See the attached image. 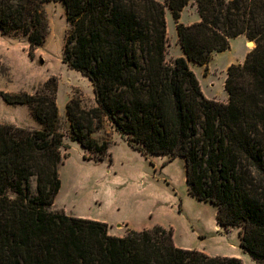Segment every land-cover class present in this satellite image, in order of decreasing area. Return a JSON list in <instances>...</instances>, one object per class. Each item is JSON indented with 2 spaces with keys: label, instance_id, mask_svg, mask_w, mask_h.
<instances>
[{
  "label": "trees",
  "instance_id": "obj_1",
  "mask_svg": "<svg viewBox=\"0 0 264 264\" xmlns=\"http://www.w3.org/2000/svg\"><path fill=\"white\" fill-rule=\"evenodd\" d=\"M47 1L0 0V33L21 34L30 58L49 35ZM55 1L68 24L61 61L90 81L95 98L86 106L73 93L65 103L72 140L93 153L83 158L109 153V141L92 136L105 118L144 157H181L188 194L212 203L216 223L237 227L239 247L264 263V0ZM191 1L200 20L180 23ZM166 8L183 52L171 63ZM239 35L254 47L226 70L227 102L205 97L188 61L207 64ZM0 97L25 105L39 125L0 122V264H242L178 247L172 227L118 236L105 222L52 209L63 137L56 77L32 93L0 90Z\"/></svg>",
  "mask_w": 264,
  "mask_h": 264
},
{
  "label": "rangeland",
  "instance_id": "obj_2",
  "mask_svg": "<svg viewBox=\"0 0 264 264\" xmlns=\"http://www.w3.org/2000/svg\"><path fill=\"white\" fill-rule=\"evenodd\" d=\"M44 8L50 31L45 43L35 50L33 58L28 56V46L21 34L10 33L0 37V90L32 93L50 76L56 77L59 131L63 137L60 147V188L51 208L65 209L69 216L105 222L112 226L110 234L118 236L125 234L128 224L147 227L158 223L173 228L177 246L202 249L215 256L232 254L236 244L235 233L222 230V236H216L215 206L187 193L182 159L176 158L167 163V156L165 159L151 155L144 157L128 146L126 137L116 131L106 118L102 129L92 136L98 141L108 140L109 153L98 162L83 158L84 153L89 156L93 153L85 152L77 141L72 140L65 103L76 93L84 105H92V85L84 75L61 61L64 36L68 29L61 4L49 0ZM167 13L169 30L165 57L171 63V56L179 54L180 50L176 45L177 40H174L175 29L170 13ZM190 20L187 10L183 21ZM221 80L220 76L216 83L219 84ZM0 102L1 123L36 124L25 106ZM110 157L111 165L108 164ZM153 159L157 162L154 168ZM163 162L167 164L160 168ZM247 258L249 262L245 264H264L254 263L250 257Z\"/></svg>",
  "mask_w": 264,
  "mask_h": 264
},
{
  "label": "crops",
  "instance_id": "obj_3",
  "mask_svg": "<svg viewBox=\"0 0 264 264\" xmlns=\"http://www.w3.org/2000/svg\"><path fill=\"white\" fill-rule=\"evenodd\" d=\"M157 1L163 2L164 0H157ZM187 10L189 11V16H191V20L190 21H183L184 13ZM167 11L170 13V11L166 8V10H165L166 35H168V30H169V28H168L169 20H168ZM170 19L172 20V25H173V27L175 29V24H173V18H172L171 13H170ZM199 20H200V17H199V15L197 13V9L195 7V4H194L193 1H191V3H189L188 5L183 7V9L181 10L179 22L187 25V24H191V23H194V22H198ZM1 36H3V35L0 33V37ZM174 40H177L176 30L174 31ZM176 45L178 46V49L180 50V53L177 54V55L171 56V58H170L171 60L170 61H172L176 57L183 56V52H182L178 42H176ZM253 47H254V41L248 40L244 35H239V36L233 37V38H231L229 40V48L228 49H226L224 51H220V52L213 51L211 53L210 59H209L207 64L199 65V64H196V63H194L192 61H188V65H189L190 69L194 72V74L196 75V77H197V79L199 81V84H200V88H201V90H202V92H203L205 97L210 98V99H214V100H217V101H220V102H227L228 94H227V92H226V90L224 88V80H225V76H226V70H227L228 66H230L231 64H241V63H243L246 54ZM199 73H200V75H199ZM220 76H221L222 80H221V82L219 84H217L216 82L219 80ZM91 99H92L91 100V104L92 105L95 104V98H94L93 89H92ZM1 100H2V98L0 97V101ZM56 101H57V98H56ZM12 106H25V105H12ZM30 117H31V115H30ZM2 123H12V124H15V125H18V126L26 125L29 128H38L39 127V125H38V123L36 121H35L36 124H33L31 122H29L27 124L26 123L20 124L19 122H11V121H5V122H2ZM151 156L159 157L160 159H165L164 155H151ZM176 158L182 159L181 157L178 156V157H175V158L171 159L170 161H167V163L172 162ZM152 161H153V166L152 167L154 168V167H156L157 162L154 159ZM166 164H161L160 168H164V166H166ZM184 181H185V172H184ZM185 184H186V182H185ZM186 190H187V185H186ZM53 207H54V203H53ZM157 224L158 223H153L152 225H149L147 227H133L132 225L128 224L127 227H128V229L141 230L143 228H150V227H152L154 225H157ZM214 225H215L214 228L216 230L215 231L216 236H222V232H221L222 230L225 231L226 233H235V235H236V244L233 247V253L230 254V255H226V256H234V257L240 258L241 261H242V264H245L247 261L249 262V260H248L249 258H247V257H249V255L247 253H245L244 251H242V249L239 247L238 228L237 227H228L227 229H223L216 223V220H215ZM108 226H109L108 227L109 233H112L111 232L112 231V226H110V225H108ZM115 235H117V234H115ZM173 239L175 241L174 235H173ZM178 247H183V248H189L190 249V247H184V246H178ZM198 250L206 253L202 249H198ZM206 254H208V253H206ZM208 255H210V254H208ZM210 256H215V255H210ZM254 263H256V262L254 261Z\"/></svg>",
  "mask_w": 264,
  "mask_h": 264
}]
</instances>
